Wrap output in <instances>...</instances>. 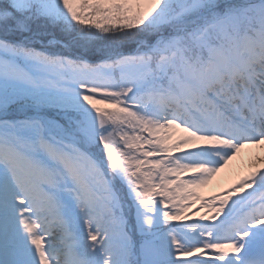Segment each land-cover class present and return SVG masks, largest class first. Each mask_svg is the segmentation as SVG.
<instances>
[{
	"label": "snow or ice",
	"instance_id": "1",
	"mask_svg": "<svg viewBox=\"0 0 264 264\" xmlns=\"http://www.w3.org/2000/svg\"><path fill=\"white\" fill-rule=\"evenodd\" d=\"M264 0H0V264H264Z\"/></svg>",
	"mask_w": 264,
	"mask_h": 264
},
{
	"label": "rangeland",
	"instance_id": "2",
	"mask_svg": "<svg viewBox=\"0 0 264 264\" xmlns=\"http://www.w3.org/2000/svg\"><path fill=\"white\" fill-rule=\"evenodd\" d=\"M261 157H264V150L260 148L249 147L242 149L237 157L229 163L227 168L211 184L201 190V195L207 198L228 188L230 184L252 170L257 159ZM260 166L264 167V164Z\"/></svg>",
	"mask_w": 264,
	"mask_h": 264
}]
</instances>
